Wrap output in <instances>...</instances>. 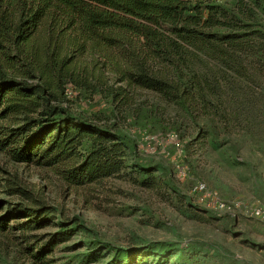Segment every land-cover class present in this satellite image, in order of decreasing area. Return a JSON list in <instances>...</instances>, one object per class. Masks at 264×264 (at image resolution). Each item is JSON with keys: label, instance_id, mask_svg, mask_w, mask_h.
Returning a JSON list of instances; mask_svg holds the SVG:
<instances>
[{"label": "trees", "instance_id": "obj_1", "mask_svg": "<svg viewBox=\"0 0 264 264\" xmlns=\"http://www.w3.org/2000/svg\"><path fill=\"white\" fill-rule=\"evenodd\" d=\"M201 3L0 0V153L49 169L68 188L124 174L130 139L70 114L62 106L67 84L111 98L115 108L129 106L136 90L152 91L183 120L209 122L197 130L200 143L216 140L214 119L249 129L254 111L264 121V0H209L205 14ZM146 180L142 186H155ZM5 187L28 200L15 207L28 218L22 228L63 217L17 172ZM56 243L32 249L31 264Z\"/></svg>", "mask_w": 264, "mask_h": 264}, {"label": "rangeland", "instance_id": "obj_2", "mask_svg": "<svg viewBox=\"0 0 264 264\" xmlns=\"http://www.w3.org/2000/svg\"><path fill=\"white\" fill-rule=\"evenodd\" d=\"M188 1L202 2L205 14L209 0ZM62 106L130 139L124 174L68 188L49 169L0 153V221L7 223L0 264H31L30 251L51 242L45 260L33 264H264V218L255 212L264 204L262 117L251 111L249 129H224L214 119L216 140L200 143L197 130L209 122L183 120L152 91L136 90L129 106L115 108L111 98L67 84ZM14 171L63 217L22 228L28 218L15 207L28 200L5 187ZM149 177L155 186L146 188ZM199 183L203 191L194 190Z\"/></svg>", "mask_w": 264, "mask_h": 264}, {"label": "built area", "instance_id": "obj_3", "mask_svg": "<svg viewBox=\"0 0 264 264\" xmlns=\"http://www.w3.org/2000/svg\"><path fill=\"white\" fill-rule=\"evenodd\" d=\"M176 145L178 146L179 143L177 142ZM204 189H205V186H204V184H202V183H199V184H197V185L194 187V190H197V191H203ZM216 203H217V205H218L220 208H225V207H226L225 204H224L222 201L217 200ZM255 212H256L257 214L261 215L262 218H264V204H262V206H261L260 208H257V209L255 210Z\"/></svg>", "mask_w": 264, "mask_h": 264}]
</instances>
